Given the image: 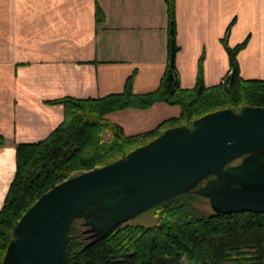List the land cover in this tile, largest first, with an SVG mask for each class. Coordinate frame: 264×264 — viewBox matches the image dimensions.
<instances>
[{"label":"crops","instance_id":"obj_1","mask_svg":"<svg viewBox=\"0 0 264 264\" xmlns=\"http://www.w3.org/2000/svg\"><path fill=\"white\" fill-rule=\"evenodd\" d=\"M175 20L180 88L194 87L200 60L205 87L221 82L229 68L224 38L230 48L248 39L237 54L239 75L264 80V0H175ZM167 40L162 0H0V209L16 146L44 140L63 121L62 106L46 102L119 94L132 74L135 95L155 91ZM179 115L178 107L156 103L105 120L130 137Z\"/></svg>","mask_w":264,"mask_h":264},{"label":"trees","instance_id":"obj_2","mask_svg":"<svg viewBox=\"0 0 264 264\" xmlns=\"http://www.w3.org/2000/svg\"><path fill=\"white\" fill-rule=\"evenodd\" d=\"M168 19L167 62L158 88L135 95L134 75L122 93L97 99L64 97L48 101L63 108V121L47 138L15 148V175L0 209V264L12 233L24 213L36 200L66 179L111 164L164 131L185 126L207 114L241 107H264V80H245L239 75L237 54L248 39L234 48L222 44L229 68L218 85L205 87L202 60L198 63L195 85L179 86L175 57V0H162ZM104 15L96 6L95 21ZM230 27L226 31V36ZM156 103L180 109L177 119L162 122L154 130L125 136L120 127L105 120L114 112L146 110ZM107 135V139H104ZM4 140L0 137V146ZM236 164V163H235ZM202 197L184 194L153 209L160 211L153 226L122 224L91 244L83 220L69 228L66 251L69 264H264V214L239 212L202 214L190 203Z\"/></svg>","mask_w":264,"mask_h":264},{"label":"water","instance_id":"obj_3","mask_svg":"<svg viewBox=\"0 0 264 264\" xmlns=\"http://www.w3.org/2000/svg\"><path fill=\"white\" fill-rule=\"evenodd\" d=\"M184 194L206 199L214 214H264V107L207 114L57 184L21 217L1 264H69L74 220L91 244Z\"/></svg>","mask_w":264,"mask_h":264},{"label":"rangeland","instance_id":"obj_4","mask_svg":"<svg viewBox=\"0 0 264 264\" xmlns=\"http://www.w3.org/2000/svg\"><path fill=\"white\" fill-rule=\"evenodd\" d=\"M103 138L107 139V135H104ZM190 207L197 209L202 214H209L212 212L208 201L204 198H200L195 202L190 203ZM159 214L160 211L151 210L135 217L134 219L127 222V224L142 225L146 227L153 226L158 221ZM181 264H186V263L185 261H182Z\"/></svg>","mask_w":264,"mask_h":264}]
</instances>
